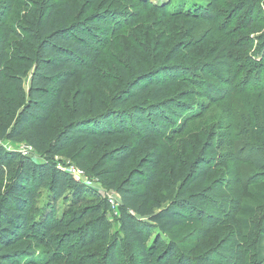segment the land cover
<instances>
[{
    "label": "rangeland",
    "instance_id": "obj_1",
    "mask_svg": "<svg viewBox=\"0 0 264 264\" xmlns=\"http://www.w3.org/2000/svg\"><path fill=\"white\" fill-rule=\"evenodd\" d=\"M7 1L0 0V6ZM24 1L29 10L15 4L9 15L20 34L14 43V56L19 59L30 47V22L37 20L40 7L46 13L54 6V16L69 24H83L89 16L97 15L115 29L100 39L105 54L99 62L100 78L88 89V103L109 107L110 97L127 82L141 86L162 77L175 82L169 97L174 100L186 95L166 110L169 126L158 127V139L143 142L141 138L116 136L101 147L91 143L77 146L58 154L55 161L69 173L74 169V177L107 199L117 196L111 185H119L124 175L104 173L101 157L105 151L130 146L134 153L131 171L151 150H157L163 162L156 180L147 188L153 211L169 205L177 193L216 190L211 198L199 197L201 204L188 209L184 221L163 235L165 244L173 245L184 258L208 253L218 264H264V168L257 167L264 159V0H252L251 20L246 11L238 12L239 5L247 0ZM176 54L177 58H172ZM15 65L25 68L20 63ZM139 72L147 76L138 79L135 74ZM30 75L31 71L24 72L25 94ZM80 79H74L65 97V112L50 122L49 137L68 117ZM3 97L6 107L0 110V133L2 129L11 131L20 109L16 111L23 107L12 80L4 85ZM137 140L142 141L140 145ZM0 148L40 159L28 144L7 137H0ZM201 166L208 169L203 181L198 172ZM6 187L7 181L0 180V195ZM139 190L145 191L144 187ZM35 196L29 212L32 217L40 213L46 189H38ZM69 212L68 207L55 215L67 220ZM108 217L113 235L117 224L112 214ZM30 235L33 238L14 248L19 256L16 264L41 256L42 249L36 248L35 240L42 242L44 235ZM64 235H52L53 249H60L59 238ZM66 235L72 237L71 233ZM111 241L109 238L73 254L88 264H100ZM226 247L232 248V254L221 252ZM63 249L66 251V246ZM118 249L120 264H133L122 247Z\"/></svg>",
    "mask_w": 264,
    "mask_h": 264
},
{
    "label": "trees",
    "instance_id": "obj_2",
    "mask_svg": "<svg viewBox=\"0 0 264 264\" xmlns=\"http://www.w3.org/2000/svg\"><path fill=\"white\" fill-rule=\"evenodd\" d=\"M251 2L240 4L238 10L239 13L246 11L249 20L252 19L250 11L254 10ZM15 4L29 10L24 0L19 3L8 0L6 5L0 6V110L6 107L4 85L11 80L23 107L17 109L16 112L20 109L19 115L11 131L2 129L0 137L28 144L40 159L0 148V180L7 181L0 195V264H16L19 256L14 248L24 239L33 238L31 232L44 235L42 242L35 240L36 248L42 249V253L23 264H88L73 252L109 238L111 244L100 264H120L118 247H122L133 264H218L208 253L194 259L184 258L173 245L163 241V235L184 221L188 209L201 204L199 197L211 198L216 190L209 188L199 194L183 191L177 193L169 205L153 211L147 188L156 180L163 162L157 150H151L139 167L131 171L134 153L130 146L122 145L103 153L104 173L124 175L119 185H111L120 200L117 215L113 214L105 197L90 190L55 161L58 154L77 146L91 143L101 147L116 136L141 138L143 142L158 139V127L167 129L169 126L166 110L172 102H182L180 99L186 95L173 100L169 93L175 82L162 77L141 86L127 82L110 97L109 107L88 103V89L100 78L99 62L105 54L100 39L112 35L110 23H104L96 15L89 16L83 24H69L54 16V6L46 13L40 7L37 20L30 22V47H24L23 58L19 59L14 56L17 49L14 43L20 34L9 21ZM172 58L176 59L177 54ZM18 63L25 68L21 70L15 65ZM26 71H31V77L25 94L22 80ZM135 75L138 79L147 76L145 72ZM77 76L81 79L72 109L60 122L57 133L49 137L50 122L65 112V97ZM92 124L93 127H89ZM142 141L137 140L139 145ZM260 161L257 167L264 168V159ZM199 169V178L203 181L208 169L202 166ZM140 187L145 191H140ZM40 188L46 189V197L40 213L32 217L29 212L34 208L36 191ZM68 207L72 211L70 217L58 219L55 212H64ZM109 214L113 215L118 228L113 235ZM56 233L65 235L59 238L60 249L54 250L49 239ZM68 233L72 234L71 238L66 237ZM73 248L75 250L71 251ZM221 252L232 254L233 251L226 247Z\"/></svg>",
    "mask_w": 264,
    "mask_h": 264
},
{
    "label": "built area",
    "instance_id": "obj_3",
    "mask_svg": "<svg viewBox=\"0 0 264 264\" xmlns=\"http://www.w3.org/2000/svg\"><path fill=\"white\" fill-rule=\"evenodd\" d=\"M65 170H66L67 173H69L67 169H65ZM69 174H71L73 176L74 175L76 176L74 169H71ZM107 200H108V203H109V205L111 207V210H112L113 214L117 215L118 214V206H119V202H120L118 196L109 195V197H107Z\"/></svg>",
    "mask_w": 264,
    "mask_h": 264
}]
</instances>
